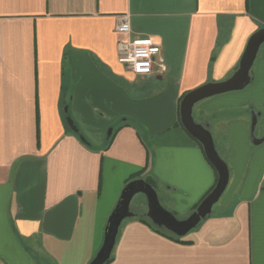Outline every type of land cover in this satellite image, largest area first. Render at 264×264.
I'll return each instance as SVG.
<instances>
[{"label":"crops","instance_id":"0c3cea01","mask_svg":"<svg viewBox=\"0 0 264 264\" xmlns=\"http://www.w3.org/2000/svg\"><path fill=\"white\" fill-rule=\"evenodd\" d=\"M124 13L132 36L160 43L162 69L142 75L158 83L152 98L121 84L138 76L117 60ZM259 28L264 0H0V264H89L111 209L100 200L131 179L195 209L217 175L178 123L179 102L228 78ZM195 106L214 145L223 140V199L181 241L125 218L106 264H264V139L251 141L264 137V43L244 88Z\"/></svg>","mask_w":264,"mask_h":264},{"label":"water","instance_id":"95a60500","mask_svg":"<svg viewBox=\"0 0 264 264\" xmlns=\"http://www.w3.org/2000/svg\"><path fill=\"white\" fill-rule=\"evenodd\" d=\"M262 43H264V28H259L249 37L237 68L228 78L199 85L186 92L179 102L181 125L201 144L206 159L216 171L217 177L212 189L201 199L189 216L177 219L172 212L160 204L155 188L149 182L143 178L129 180L122 188L117 202L107 218L102 244L89 264H104L110 258L121 222L125 218L135 215L129 205L137 193L145 195L146 216L151 223L178 237L184 236L211 213L212 206L219 200L228 184L229 168L218 154L210 131L194 120L193 106L204 98L244 88L250 82V69ZM65 122L72 131L78 133V128L70 116L65 117ZM255 123V116L252 115L251 131H253ZM79 137L85 141L82 135ZM263 139L264 137L256 138L253 134L251 135V141L255 144L260 143Z\"/></svg>","mask_w":264,"mask_h":264},{"label":"built area","instance_id":"2783aa9c","mask_svg":"<svg viewBox=\"0 0 264 264\" xmlns=\"http://www.w3.org/2000/svg\"><path fill=\"white\" fill-rule=\"evenodd\" d=\"M116 31L124 36L117 42V60L127 71L151 75L162 69L160 43L151 36H132L128 13L118 17Z\"/></svg>","mask_w":264,"mask_h":264},{"label":"rangeland","instance_id":"374dc122","mask_svg":"<svg viewBox=\"0 0 264 264\" xmlns=\"http://www.w3.org/2000/svg\"><path fill=\"white\" fill-rule=\"evenodd\" d=\"M121 84H122V86H124V88H126V90L129 93L131 91L132 92L135 91V89L138 88V90L136 92H139L141 97H145V98H152L153 96L157 95L158 92H159L158 83L155 82V81H150L149 82V81L145 80L144 78H142V75L136 76V78L132 81L131 84L129 83V85L126 84L124 81ZM195 107H194V109H195ZM193 117H194V112H193ZM121 120L122 119L118 118V119L114 120L111 124L115 125L118 122H120ZM134 122H137L138 128L144 134L147 143H149V144L152 143V138H151V136L148 133L147 125L143 121L138 120V119H134ZM109 127L112 128V126H108L106 128V130H105V133H107ZM222 143H223V140L220 142L219 139L215 138V145H216L215 148L217 147L216 150L219 153L220 157L223 159V158H227V157H226L225 153L222 151V147H221ZM124 185L122 186V188L124 187ZM227 186H228V184H227ZM227 186H226L224 192L222 193V195L220 196V198L218 200L219 202L223 199V197H224V195L226 193V190H227ZM112 187L116 188L115 185H112ZM122 188L120 189V192H121ZM155 191L157 193V196H158L160 204L166 210L172 212L177 219L186 218L194 210L193 208H187V206H183L181 209H177L176 210V209L173 208V206L166 205V200L162 197V193H161L163 191L162 188L155 189ZM114 194H115V191L113 190L109 194V196H107V198L106 197L101 198V200H100L101 213H103V212L107 213L110 208L111 209L108 212V215L111 213V211L114 208V206H115V204L117 202V199H118V197L120 195V194L118 195L116 201H113L112 198L114 199ZM129 207H130V210L133 211L134 213H136V214L139 213L140 215H145L146 216V198H145V195L142 194V193H137L136 195H134L133 198L130 201ZM104 209H105V211H104ZM186 234L184 236H186ZM184 236H181V237H184Z\"/></svg>","mask_w":264,"mask_h":264},{"label":"trees","instance_id":"16d2710c","mask_svg":"<svg viewBox=\"0 0 264 264\" xmlns=\"http://www.w3.org/2000/svg\"><path fill=\"white\" fill-rule=\"evenodd\" d=\"M237 66H238V64L234 67V70L237 68ZM66 116H69V113H68V112H64V113H62V117H63V119H64ZM178 123L181 124L180 121H179V119H178ZM111 138H112V134L106 139L105 144L103 145V149H105V148L108 147L109 142L111 141ZM136 176H137V175L132 176V178H135ZM216 177H217V176H216ZM145 180H146L147 182H149V183L152 185V182H151V179H150V178H146ZM152 186H153V185H152ZM212 187H213V186H212ZM212 187L206 192V194L212 189ZM206 194H205V195H206ZM205 195H204V196H205ZM137 217H138L141 221H144V222H146L147 224L151 225V226H152L154 229H156L157 231H159V232H161V233H164L165 235H167V236H169V237H171V238H173V239H175V240H178V241H181V240H182L181 237H178V236L172 234L171 232H169V231H167V230H164V229H162V228H160V227H158V226L152 224L151 221H150L145 215H140V214H138ZM111 258H112V257L110 256V258H109L104 264L108 263V262L111 260Z\"/></svg>","mask_w":264,"mask_h":264}]
</instances>
